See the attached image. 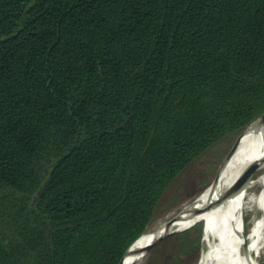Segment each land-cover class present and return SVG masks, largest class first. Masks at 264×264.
Here are the masks:
<instances>
[{
    "label": "trees",
    "instance_id": "16d2710c",
    "mask_svg": "<svg viewBox=\"0 0 264 264\" xmlns=\"http://www.w3.org/2000/svg\"><path fill=\"white\" fill-rule=\"evenodd\" d=\"M263 112L264 0H0V264H118Z\"/></svg>",
    "mask_w": 264,
    "mask_h": 264
},
{
    "label": "bare ground",
    "instance_id": "6f19581e",
    "mask_svg": "<svg viewBox=\"0 0 264 264\" xmlns=\"http://www.w3.org/2000/svg\"><path fill=\"white\" fill-rule=\"evenodd\" d=\"M263 128L262 123H253L246 128L235 152L221 169L213 195V197L217 195L219 208L210 211L205 207L209 197L208 189L183 202L164 217L147 226L145 233L135 242L123 264H144L152 248H155L152 246L153 241L165 230L191 228L199 222H202V239L205 248L197 264H264ZM257 161L241 188L232 197L224 199L226 189L236 183L250 164ZM195 210L199 211L193 213L192 211ZM181 211L183 213H180ZM177 216L180 217L175 220ZM240 219L247 232L244 240L236 237L241 233L238 227ZM244 241L247 242L244 248V254L248 258L247 263L235 258L237 250L240 254L243 251Z\"/></svg>",
    "mask_w": 264,
    "mask_h": 264
},
{
    "label": "rangeland",
    "instance_id": "374dc122",
    "mask_svg": "<svg viewBox=\"0 0 264 264\" xmlns=\"http://www.w3.org/2000/svg\"><path fill=\"white\" fill-rule=\"evenodd\" d=\"M239 134L228 135L213 144L209 147V149L195 158L175 178L161 197L156 207L155 214L150 221L151 224L157 219L164 217L167 213L180 206L183 202L192 199L203 192V190L213 180L219 164L230 147H232ZM150 223L148 225H150ZM173 235L174 234L169 235L160 240L158 244L155 245V248H152L144 264H176L177 248ZM195 236L196 234L193 233V237ZM200 244V252L195 264H197L201 253L205 248V244L202 239V231L200 235Z\"/></svg>",
    "mask_w": 264,
    "mask_h": 264
},
{
    "label": "water",
    "instance_id": "95a60500",
    "mask_svg": "<svg viewBox=\"0 0 264 264\" xmlns=\"http://www.w3.org/2000/svg\"><path fill=\"white\" fill-rule=\"evenodd\" d=\"M253 123H262L264 124V112L258 116L255 120H253L251 123H249L242 131L241 133L238 135L236 141L234 142V144L232 145V147L228 150V152L225 154V156L223 157L221 163L219 164L216 174L213 178V180L209 183V185L203 190L202 193L205 192V190H209V197L208 200L205 202V207L210 210H216L217 208L220 207V202L217 198V195L215 197H213V195L215 194L216 191V187H217V182H218V176L219 173L221 171V169L223 168V166L225 165V163L230 159V157L233 155V153L235 152L237 146H238V142L239 139L241 137V135L243 134V132L245 131L246 128H248L251 124ZM262 134H263V138H264V128L262 129ZM258 163L257 162H253L252 164H250L245 170L244 172L241 174V176L239 177V179L236 181V183L234 185H232L231 187L227 188L225 191V195H224V199H228L230 197H232L234 195V193L239 190L241 188V186L246 182V179L248 178L249 174L251 173V171L253 170V168L255 167V165ZM199 210H195L192 211L193 213H196ZM180 213H183V211H181ZM180 216H177L175 220H177ZM238 227L240 229V235L238 234L236 237L239 240H244V237L247 235V232L245 230V227L243 226V222L240 219L238 221ZM190 228V227H189ZM189 228H185L182 230H175V229H168L165 230L162 234H160L152 243V246H155L160 240H162L163 238L178 233V232H182L184 230H187ZM147 227L145 228V230L141 233V235H143L146 231ZM141 235L127 248V250L124 252L122 258L120 259L118 264H123L124 260L126 259V257L129 255L131 249L133 248L135 242L141 237ZM243 243V242H242ZM243 246V251L241 252V254L239 253V251L237 250L236 253V260L238 261H244L245 263H247L248 258L246 257V254H244V248H246L247 246V242L244 241ZM241 251V250H240ZM255 264H259V263H255Z\"/></svg>",
    "mask_w": 264,
    "mask_h": 264
}]
</instances>
